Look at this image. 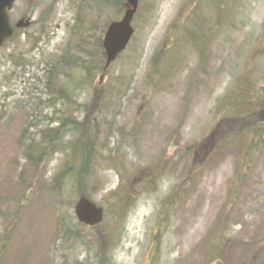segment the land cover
<instances>
[{
  "label": "rangeland",
  "instance_id": "obj_1",
  "mask_svg": "<svg viewBox=\"0 0 264 264\" xmlns=\"http://www.w3.org/2000/svg\"><path fill=\"white\" fill-rule=\"evenodd\" d=\"M76 11L75 0H16L9 13L12 23L24 17L31 25L0 49V106L18 102L12 125L0 110V233L9 228L0 264H57L45 251L61 208L44 194V185L61 155L48 156L30 185L34 169L24 153L29 143L36 145V130L54 128L47 116L53 121L62 112H77L66 98L59 100L61 88L71 102L90 104L91 113L100 103L98 94L108 95L107 120L115 116L123 127L117 143L113 134L100 136L99 147L106 150L99 152L102 161L94 164L82 192L104 212L93 235L102 237L114 224L120 233L107 264H264V112H243L246 103L264 98V0H142L131 43L106 77L96 75L92 87H84L79 68L71 79L60 76L52 107L39 105L33 114L25 105L31 99L23 98L27 92L33 97L37 88L27 82L29 71L46 67L70 42ZM160 47L173 52L165 59L157 54L160 76L148 82ZM117 76H122L115 88L119 98L112 92ZM238 98L243 101L235 111ZM232 111L247 126L218 141L203 164H190L189 148L214 143L210 135ZM22 116L27 120L19 131ZM126 189V217L119 226L114 200ZM57 251L71 264L73 257L88 264L83 248L57 243Z\"/></svg>",
  "mask_w": 264,
  "mask_h": 264
},
{
  "label": "trees",
  "instance_id": "obj_2",
  "mask_svg": "<svg viewBox=\"0 0 264 264\" xmlns=\"http://www.w3.org/2000/svg\"><path fill=\"white\" fill-rule=\"evenodd\" d=\"M141 2L138 5L132 21L134 32L136 31V20ZM75 4L77 5V11L75 12L76 20L70 30V42L62 47L61 53L49 58L47 66L44 67L45 70L49 71H47V73L51 72L52 74L50 84L37 86L33 97H31L33 94L32 92H27V98H30L31 100L26 102V104L23 102L26 106H32L31 110L33 114L35 113L37 106L48 105V101L46 102L43 100L45 97L51 96L52 100L55 98L54 96H56V94L54 92L57 90V82L63 80L60 76H66V78L71 79V72L79 68L84 74V80L82 83L80 82V84L84 87H92L96 75H99L102 78L107 75L108 69H104V53L101 48L102 36L108 24L118 20V17L120 18L124 11L128 9L127 2L126 0H75ZM195 9H197V7ZM97 17L100 18L99 22L96 21ZM193 18L195 20V17ZM193 18L191 19L192 21H194ZM196 22L197 21H194V23ZM176 26L177 22L176 24L175 21L172 22L170 27L171 33H173V29ZM93 34H96L95 38H92ZM189 34L190 33L182 37V45L185 44V38H189ZM13 39L8 42L13 41ZM89 40L92 41L91 47L89 46ZM172 52L173 51L168 53L167 51H163L161 47L156 49L154 60L151 63L152 72L149 75L148 82L155 81L153 78L156 76L158 78L160 76V60L156 58L157 54L160 55L162 59H165V57H169ZM171 63L172 59L170 58L165 68H169ZM64 68L66 70H64ZM121 77L122 76L115 78V81L112 82L114 88L110 87V89L113 88L112 92L115 98L121 96L115 89L118 86ZM60 91L65 97L61 96L59 100L62 101L66 98L68 105L70 107H75V109L82 114V117H73L71 115L72 113H70L69 116L59 114L60 120H53L52 123L55 124L58 122L60 126L51 130H48L46 126L45 130H43L42 137L35 129L37 133L36 136L39 137H36V145L34 146L29 143V145L26 146V153H24L25 161H27V163L34 169L32 180L29 182L30 185L34 184L39 176V169L42 164L38 163L46 161V155L48 154L45 152V142H47L48 139L51 142V153L49 154L51 158L58 154L61 155L58 166L54 169L44 185V194L57 203L56 209L61 208L58 211L59 214L56 213L54 217L52 239L48 243L45 254L47 256L50 255L49 258L56 259L57 264H71V261L67 260L63 251H57L58 243L61 248L65 245H70L72 248H83L86 253L85 262L88 264H107L108 261H111L112 254L119 246L121 239L120 233L116 232L115 224L108 231L104 232L102 237H98L97 235H93V233L103 224L101 223L90 228L85 227L75 221L72 210L80 196H85L89 199V196L84 195L82 192H84V189L88 187L89 183L92 181L90 178L94 164H100L102 161L99 152L101 150H106L105 148L101 149V147H99L100 136L106 132V140L107 137L112 136L113 134L112 138L115 135L117 143L123 127L117 123L115 116H113L111 120H107L105 114H108L107 106L110 104L107 99L108 95L104 93L98 94L100 97L98 101H100V103L97 105L95 104L96 112L91 113L88 111L90 104L83 103L80 105L77 102H71L68 98L72 96L67 94V88H61ZM42 95L44 96L42 97ZM242 101L241 98L236 100L234 106L235 111L238 110L237 105ZM17 103L18 102L15 101L14 105L13 103H9L0 106L1 112L4 113L1 118H7L11 121V125L12 122L15 121L14 119L18 112H16V109L18 108ZM55 104L56 100L53 102V105ZM8 105L12 106L10 107ZM50 105L52 107V104ZM243 108L244 113H247L253 108H257L264 112V98L258 103H255L254 101L251 102L250 106L246 103ZM235 111L228 113L227 116L225 115L226 117L220 119L216 126L217 129H214L213 133L210 135V137L214 136V143L212 142V139H210L206 142H201V144H198L195 149L189 148L191 151L190 164H203V161L206 160L207 156L217 149L216 146L218 141L224 137L227 138L233 136L237 130H243L247 126V120H244V116L243 119L240 120L233 116V112ZM262 115L264 116V113ZM33 118L32 115L28 117V119ZM258 118L260 121L263 119L261 114H259ZM26 120L27 118L22 116L20 121L16 124L19 131H22ZM41 120L43 123H46V119L41 117ZM29 124L30 127H32V124ZM228 124H230V128L232 129L231 133L226 129ZM158 174L159 173L152 174V178L148 179V186L154 182L153 180ZM22 201L23 199L20 200L19 203ZM127 203L128 197L126 189L123 196H118L114 200V220H116L115 223H119V226L124 223L123 219L126 217V208L123 207ZM120 219L122 220L120 221ZM8 232L9 228H4L0 233V256L4 255L3 250L7 246L6 235ZM219 258L221 259L222 256ZM217 261L220 262V260ZM72 262L73 264H80L76 260V257H73ZM39 264H48V261L42 260Z\"/></svg>",
  "mask_w": 264,
  "mask_h": 264
},
{
  "label": "water",
  "instance_id": "obj_3",
  "mask_svg": "<svg viewBox=\"0 0 264 264\" xmlns=\"http://www.w3.org/2000/svg\"><path fill=\"white\" fill-rule=\"evenodd\" d=\"M139 1L126 0L128 9L124 11L120 19L107 26L101 45L105 57V69L127 47L133 35L131 22ZM14 2L15 0H0V48L6 40L13 37L16 29L29 26V22L26 20H20L14 25L10 24L8 13L11 11ZM73 216L78 223L93 227L102 222L103 210L88 199L80 197L73 208Z\"/></svg>",
  "mask_w": 264,
  "mask_h": 264
},
{
  "label": "flooded vegetation",
  "instance_id": "obj_4",
  "mask_svg": "<svg viewBox=\"0 0 264 264\" xmlns=\"http://www.w3.org/2000/svg\"><path fill=\"white\" fill-rule=\"evenodd\" d=\"M20 19H22V18H20ZM19 68L21 69L22 66H19ZM31 68H33V67H31ZM28 71L29 70H26L25 71V67H24V70H22V73L23 74H27ZM47 71L48 70H45L44 67L43 68L34 67V69H31V71H29L30 78H29V80H27V82L29 81V82H31L33 84H36V86H41L43 84H45V85L50 84L51 79H52V74H51V72L50 73H47ZM48 94H49V92H48ZM24 95L25 94H23V98L26 97ZM50 98H51V96L45 97V101L46 102L48 101V105L46 106V110H49L50 107H51V105H50L51 103L49 101ZM6 99H9V98H6ZM10 103H13V105H14V102H10ZM47 117H48L47 121L51 125L52 124L51 116H47ZM50 151H51V144H50V142H48V144L45 145V152H46V154H49ZM39 163L41 164L42 162H39Z\"/></svg>",
  "mask_w": 264,
  "mask_h": 264
}]
</instances>
